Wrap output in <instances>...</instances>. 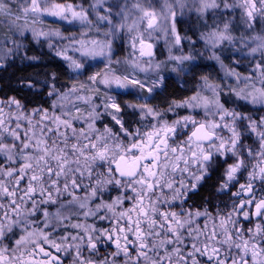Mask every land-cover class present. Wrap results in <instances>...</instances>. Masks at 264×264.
I'll return each instance as SVG.
<instances>
[{"label":"snow or ice","instance_id":"6c2138e0","mask_svg":"<svg viewBox=\"0 0 264 264\" xmlns=\"http://www.w3.org/2000/svg\"><path fill=\"white\" fill-rule=\"evenodd\" d=\"M177 6L205 24L209 11L219 16L200 35L209 58L223 67L215 49L225 42L251 58L247 75L227 73L235 78L228 91L264 107V31L239 37V47L233 35L236 10L252 30L253 21H264V0H92L89 8L74 0H0V23L9 32L0 66L21 53L30 33L77 73L64 90L51 84L47 108L0 100V264H264V118L225 108L224 89L207 77L187 99L164 110L151 106L165 79L154 60L157 34L170 38L173 72L195 59L172 54L189 39L177 30ZM46 18L78 24L79 36L45 30ZM102 24L105 39L91 36ZM120 32L132 49L126 60L114 59L108 39ZM54 39L66 43L56 48ZM97 59L103 71L88 75V62ZM101 86L107 91L96 102ZM114 88L137 102L122 108ZM128 109L138 120L126 121ZM103 117L111 123L98 127ZM253 134V143H244ZM225 165L217 191L230 206L190 207L189 194Z\"/></svg>","mask_w":264,"mask_h":264},{"label":"rangeland","instance_id":"374dc122","mask_svg":"<svg viewBox=\"0 0 264 264\" xmlns=\"http://www.w3.org/2000/svg\"><path fill=\"white\" fill-rule=\"evenodd\" d=\"M77 4H82L85 8H89V5L92 3V0H74ZM123 0H108L109 4L117 5L122 3ZM154 4L159 6L162 3V0H153ZM190 7V5H189ZM118 9L114 8V11ZM177 20L179 21L177 23V30L180 32L182 36H187L189 39L182 41V45L177 48H172V54L174 55H189L195 57L194 60L186 61L183 67L186 69L185 71H176L173 72L172 68L175 64L174 61H169V45L166 42L167 39L164 37L163 34L158 33L157 38L154 40V60L157 63H162L161 68V74L164 76V84L161 88L157 89L158 94L166 87V82H174L179 85L181 88L180 90L187 94V96L181 100H177L176 102H180L184 99H187L189 96H191L195 91L199 90V85L202 84V78L207 77L209 80V83L212 84H218L224 91L220 94V102L225 106V108L230 110H236L238 112H241L242 114H248L251 115L253 120H260L264 118V107H261L259 105H252V104H246L243 101H239L236 99V97L231 94L228 91V87L231 84L232 86H235V78L232 76H228L227 73L233 69L235 71L240 72L242 76L247 75L250 69L248 68L249 59L251 58H243L240 57V54L236 52L234 48H232L227 42H225L221 47L215 49L217 55L220 56L221 61L224 63L223 67L221 66V63L218 62L215 59H210L211 51L207 50V46L205 45L204 41L200 39V35L203 32H206L210 30V26H214L215 23L219 22V16L213 15V12L209 11L206 15V24L205 20L199 19L195 11H189L186 7L183 10V14L181 15V10L177 6ZM239 14L240 10H236L234 24L237 25L235 30L233 31V35L237 38L236 43L239 47V37L244 36L246 38L251 36H256L262 33L264 31V21H253L254 28L252 30L247 29L245 25L239 22ZM90 18L95 19L94 15L90 16ZM48 20V23L43 25L45 30L48 28L56 29L59 28V30L63 33L64 36H72L77 35L79 36V29L80 26L78 24L68 25L67 23L53 20L52 18H46ZM40 27V26H38ZM101 32L97 33L95 31L91 32L90 35L93 37H98L99 39H105L103 36V32L107 30L105 25H101ZM9 32L8 27L5 23H0V43H3L8 38ZM108 39L112 40V54L114 59L119 60H126L128 59L132 49L130 48V40L128 37V34L126 32H120L118 33L117 37L112 38L108 37ZM63 43L59 40L54 39L53 44L54 47L58 48L61 47ZM11 46V45H9ZM23 50L21 53L17 56L11 57L3 61V66H0V75L1 72H6L11 67L22 65V63H39L41 61V58L44 57V55L52 56L56 59H58L64 69L62 72L56 73L55 76H52V79L54 77V80L61 79V82L59 85L56 81L53 80V83L56 84L57 88L60 90H64V86L70 85L73 81L71 77L77 76V73L72 72L68 67L64 60H62L59 56L56 55L55 51L52 49H49L48 44L46 41L41 39L39 43H37L33 38L31 37L30 33L26 34L25 38H23ZM244 51H247V49H244ZM32 57H35V59H32ZM237 57H240L237 59ZM236 60L237 63L229 64L230 59ZM257 59L258 54H257ZM215 63L216 66H212L211 64ZM205 65V68L203 70H213L212 73L203 76V77H196L193 75V71H197L196 66L198 65ZM103 65L104 61L97 59V60H90L88 62V66H90L91 71L88 72V75L93 74L96 71H103ZM211 65V66H208ZM8 69V70H7ZM143 75V74H141ZM86 76L83 74H80L81 80H86ZM189 82V83H188ZM51 86V85H50ZM49 86V87H50ZM28 89H30L32 92L38 90L41 91V88L33 89V87L26 86ZM102 93L99 97L96 98V102H99L100 99L103 97V86ZM49 89V88H48ZM113 94H117V100L120 103V105L123 107H126L128 103H136V97L132 95H128L126 92H123L121 90L112 89ZM155 95L154 98L150 97V103L151 106L159 107L161 110L167 109V107L172 104V102H167V104H164L163 106V100L160 98V95ZM146 95V93H145ZM44 100L48 101L49 104H51L52 97H49L48 94L46 97L43 98ZM1 100V99H0ZM28 111H31L32 109H26ZM180 115L187 114L186 109H176L175 110ZM122 115H124L126 121H135L138 120V116L134 115L132 113L131 109H128L127 111L123 112ZM202 115V113H201ZM169 118H173V114L169 113ZM110 118L109 117H103L100 121H98V127H102L104 124H110Z\"/></svg>","mask_w":264,"mask_h":264},{"label":"trees","instance_id":"16d2710c","mask_svg":"<svg viewBox=\"0 0 264 264\" xmlns=\"http://www.w3.org/2000/svg\"><path fill=\"white\" fill-rule=\"evenodd\" d=\"M8 69L6 72L2 71L0 75V99L15 97L25 104V109H33L37 106L46 108L50 106L43 98L46 97L48 88L53 83L52 76L62 72L64 67L58 59L44 55L39 63H22ZM54 81L59 85L61 79ZM27 85H32L33 89L41 88V91L32 92L26 87ZM165 85L166 87L158 94L163 100V106L167 102L181 100L187 96L180 90L178 84L167 81Z\"/></svg>","mask_w":264,"mask_h":264},{"label":"flooded vegetation","instance_id":"af4514ba","mask_svg":"<svg viewBox=\"0 0 264 264\" xmlns=\"http://www.w3.org/2000/svg\"><path fill=\"white\" fill-rule=\"evenodd\" d=\"M229 60L230 61L227 62L229 64L237 63L236 60H231V58ZM211 65L216 66L215 63H212ZM211 65H208V66H211ZM203 68H205V65L200 64L196 66V69L198 70L193 71L191 73H193V75L196 77L198 76L203 77L213 72V70H203ZM23 105L25 106V104ZM243 115L248 116L252 119L251 115L250 116L248 114H243ZM128 122H133V121L129 120ZM244 124L246 125L247 121H245ZM254 140H255L254 134L251 136H246L244 139V143L252 144ZM217 159L221 160V162L223 161V158L218 157ZM224 167H226V165L217 166L213 168L212 170H210L209 175L204 178L198 190L194 193L189 194V200L186 203L190 207H193V208L207 207L209 211L215 212L216 205L223 206L224 203H228L230 206V197L228 195H225L224 193H219L217 191L219 184L221 182V179H222ZM240 182L243 183L244 179H241ZM233 190H237V189H233ZM107 195L114 197L115 193H109Z\"/></svg>","mask_w":264,"mask_h":264}]
</instances>
